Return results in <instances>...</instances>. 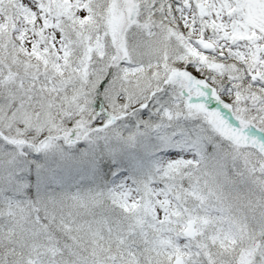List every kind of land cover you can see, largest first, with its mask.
Segmentation results:
<instances>
[{"label":"snow or ice","instance_id":"1","mask_svg":"<svg viewBox=\"0 0 264 264\" xmlns=\"http://www.w3.org/2000/svg\"><path fill=\"white\" fill-rule=\"evenodd\" d=\"M0 264H264V0H0Z\"/></svg>","mask_w":264,"mask_h":264},{"label":"rangeland","instance_id":"2","mask_svg":"<svg viewBox=\"0 0 264 264\" xmlns=\"http://www.w3.org/2000/svg\"><path fill=\"white\" fill-rule=\"evenodd\" d=\"M87 147L86 144L76 145L74 151L79 152ZM39 159V158H37ZM99 171L96 174L91 172H76L62 174L61 184L53 186L54 190L61 191L67 190L70 192H76L81 190H87L91 187L99 185L103 187L105 183H110L113 179L112 173L114 170L119 169L118 164H114L111 160L100 159Z\"/></svg>","mask_w":264,"mask_h":264}]
</instances>
